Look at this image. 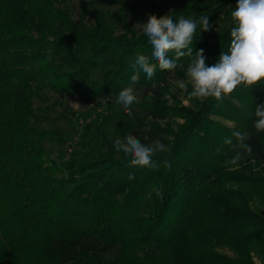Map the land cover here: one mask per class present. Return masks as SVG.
I'll return each mask as SVG.
<instances>
[{
    "label": "trees",
    "instance_id": "1",
    "mask_svg": "<svg viewBox=\"0 0 264 264\" xmlns=\"http://www.w3.org/2000/svg\"><path fill=\"white\" fill-rule=\"evenodd\" d=\"M72 1L0 0V264L264 263V132L254 127L264 81L219 101L190 99L189 84L191 105L170 104L171 73L187 78L200 49L209 66L229 52L237 0H77L79 21ZM168 14L208 16L211 27L198 25L192 55L149 80L133 68L141 54L156 63L141 26ZM129 86L142 98L125 109L116 100ZM234 131L251 153L224 143ZM129 134L165 145L154 167L116 151Z\"/></svg>",
    "mask_w": 264,
    "mask_h": 264
},
{
    "label": "clouds",
    "instance_id": "2",
    "mask_svg": "<svg viewBox=\"0 0 264 264\" xmlns=\"http://www.w3.org/2000/svg\"><path fill=\"white\" fill-rule=\"evenodd\" d=\"M231 17L236 26L231 29V45L227 54L220 53L219 60L207 65L204 50L196 51V56L187 67V80H177L176 86L188 92V84L191 91L188 92L190 99H207L214 97L223 100L225 96L232 94L237 86H255L264 81V0H237ZM202 31H209L211 25L208 16H203L199 21L193 18L180 16L174 20L171 15L157 17L149 15L147 23L142 24V31L147 36L151 45V58L156 63H150L149 57L138 55L133 68H139L151 80L155 75L157 67L161 71H174L179 65L180 58L191 56L193 52V39L197 27ZM174 53V58L169 53ZM139 74L131 77V83L139 82ZM73 107L80 104L69 101ZM137 102L134 88L129 86L121 90L116 103L125 109ZM131 115V112H129ZM254 127L256 131L264 132V104H259L255 109ZM236 143L231 138H225L224 143L232 149H242L251 153L252 147L245 143L249 139L247 133L234 131ZM117 152H123L129 159V166L154 167L152 157L156 152L166 150L165 145L159 141L152 145L141 143L134 135H127L123 139L114 141ZM170 151V148L167 149ZM242 158V153L237 151L235 156L226 163L237 165ZM130 179L133 177L130 175ZM157 194L159 195V191Z\"/></svg>",
    "mask_w": 264,
    "mask_h": 264
},
{
    "label": "rangeland",
    "instance_id": "3",
    "mask_svg": "<svg viewBox=\"0 0 264 264\" xmlns=\"http://www.w3.org/2000/svg\"><path fill=\"white\" fill-rule=\"evenodd\" d=\"M237 2L233 5V7L229 10V13L231 14V12L235 9V6H236ZM72 7L75 11V13H77V16L75 17L77 21H79V11H80V8H79V5H78V2L77 0H73L72 1ZM221 24V23H220ZM221 25H225V23L221 24ZM137 27H139V24H137ZM172 83H174L175 85V88L173 89V97L170 98V104H173L174 103V99H179V100H182V104L184 106H190L191 104L184 100V96H183V93L182 91L176 86V81L177 80H187V78H184V77H177L174 73H171L168 77ZM189 85V84H188ZM135 95L137 96V102L134 103L133 105H136L140 99L142 98V92H135ZM56 98L61 100V101H64L66 103V105H68L69 107H72L75 111H84V110H87V109H90L92 107L88 106L85 102V100L83 98H79V97H70V96H67V95H62V94H59V95H56ZM76 102V103H79L80 106L79 107H73L70 102ZM214 120L216 121H219L220 123L230 127V128H233L236 126L235 122L230 120V119H227V118H223V117H220V116H213L212 117ZM177 122L179 123H183V120L182 119H177ZM221 252L225 253V254H228L230 256H234L233 255V252L230 251L229 249H220ZM255 262L256 264H264L262 259L255 256Z\"/></svg>",
    "mask_w": 264,
    "mask_h": 264
}]
</instances>
